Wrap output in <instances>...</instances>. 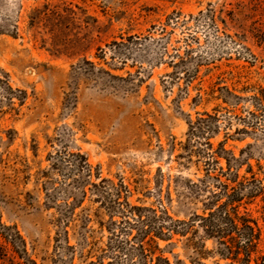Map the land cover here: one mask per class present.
I'll use <instances>...</instances> for the list:
<instances>
[{"label":"rangeland","instance_id":"obj_1","mask_svg":"<svg viewBox=\"0 0 264 264\" xmlns=\"http://www.w3.org/2000/svg\"><path fill=\"white\" fill-rule=\"evenodd\" d=\"M159 258L264 264V0H0V264Z\"/></svg>","mask_w":264,"mask_h":264},{"label":"trees","instance_id":"obj_2","mask_svg":"<svg viewBox=\"0 0 264 264\" xmlns=\"http://www.w3.org/2000/svg\"><path fill=\"white\" fill-rule=\"evenodd\" d=\"M226 188H228V187H226ZM232 204L233 203H231L230 201H226L221 206L224 209V211H225L224 212V214H225V217H224L225 222H226V224H231L232 227H234V228H240L242 230L248 231L249 239H248L247 245L244 247L245 249L242 248V247L235 248L234 245H230L228 242H224V245H225L226 250L228 251V253L231 254V255L235 254L237 256H240L241 253L245 252L246 253V260L249 262L250 259L252 258L253 250H255V248L259 244L260 233L257 232L256 228L250 224L251 220L247 216H245V215L239 216L238 212L236 214L238 215L239 222L241 223L240 224L241 227L239 226V224L236 223L235 218H233L231 216V213L228 210L229 206H231ZM232 208H234V207H232ZM168 218L171 219V217H169V216H168ZM172 223L170 225L172 227V231H174L175 230L174 227H176V223H174V222H172ZM258 230L260 231L259 228H258ZM145 232L148 233L147 231H145ZM142 248L144 250V244L142 245ZM243 249H244V251H242ZM159 260H163L167 264H170L168 259L159 258Z\"/></svg>","mask_w":264,"mask_h":264}]
</instances>
